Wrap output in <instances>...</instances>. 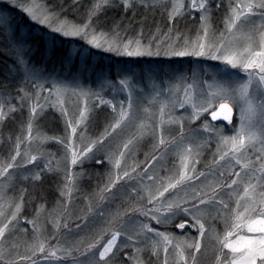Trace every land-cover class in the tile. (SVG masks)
Masks as SVG:
<instances>
[{"label": "rangeland", "instance_id": "374dc122", "mask_svg": "<svg viewBox=\"0 0 264 264\" xmlns=\"http://www.w3.org/2000/svg\"><path fill=\"white\" fill-rule=\"evenodd\" d=\"M42 6L52 8L44 3L43 0H36ZM119 3V0H116ZM186 5L191 0H185ZM2 3H4L3 6ZM32 0H0V50H3L5 54L11 55V69L9 72L15 74L18 80L17 93L10 95L11 100L6 105L5 111L8 107L15 108L14 112L24 113L23 123H18L6 131L10 134H4L0 131V162H11V157L16 154V144L21 143L20 152L21 155L17 157L15 163L18 165L15 171L9 170V173L14 177L11 181L5 180L0 177V182L7 185L5 193V201L12 200L13 208L15 203L22 202L21 213L18 217V223L14 229H10L6 233V237L0 239V250L3 251V259L0 260V264H7L8 261H12L13 264H21L19 257L25 255H31L28 250L33 244L39 242L45 243L46 254L51 251H56V257L45 259L44 255L37 253L33 257V260L37 261V264H70L72 257H65L63 249H73V256L79 259L80 264H88V260L91 259L85 253V249L88 244L94 243L95 239L99 237L102 229L115 230L119 228L121 220H129L131 222L127 224L124 232L126 236L133 237V243L135 247H143L148 243L142 236H137L140 223H148L151 227L160 232H166L179 240L192 241L193 238H200V234L196 228L192 227L191 216H184L181 213L170 224L158 225L151 217H144L139 215L134 209L138 208H153L159 205H150L148 203V194L145 189H150L153 194L157 189L163 191L161 187L162 180H165L170 176H178L181 168L180 156L178 151L181 147L187 148L189 146L190 136L189 133L196 129H199L202 135H198L195 140H192V145L195 148L201 141H208L203 147L196 149L199 152L198 156H193L190 164L195 168V175L199 177L201 172L206 173V178H201L199 183L193 182L189 187H181L178 191L170 190L161 197L164 205L173 199L184 198L191 200L193 189L197 191H207L206 185L212 181L216 182H228L230 174L233 171H241L240 167L236 165L234 168L232 164L224 162L222 166L212 169V173L209 174V166L212 164L214 154L216 153L217 141L213 137L209 139V134L203 131L202 125L205 120L211 121L210 114H206L203 118L198 120V126L195 129L184 131L186 127L198 120L192 119L193 109L190 104H185L183 108L179 103H169L167 110L163 115V123L161 122L160 114V102L150 103L155 95L154 86L157 88H167L169 85H174L177 82L180 83L179 97L184 95V86L191 84L193 78L198 82V86L195 89L196 100L201 97L199 93L201 89L207 92L208 89L203 82L207 81L211 83L215 79H222L221 72L225 68V65L221 61L212 60L208 57H178V56H166L163 53L168 49L169 45L173 44L177 39V32L181 35L178 44L176 46L182 47L185 38H195L197 35V29L200 27V12L196 9L188 10L186 7V13L183 16L194 20L196 22L194 31L177 30L172 27L171 39H168L165 34L159 30L143 29V43L147 45L152 40V50L155 52L157 43L161 55L156 56H133L117 55L115 52H107L104 49H97L81 37H64L61 34H55L56 43L52 45L46 38V34L51 32V29L43 26L46 32L43 34L44 42V55L49 56L51 50L55 46L60 44V38L68 40L65 51L67 57L64 61L65 68L56 66L53 71L45 70L42 66L34 65L29 62V45L27 39L29 36H36L39 34L38 30L29 32L27 27L22 26L19 23L18 17L15 18L12 12L8 10L11 6L19 9L24 13L29 20L31 18L22 10L21 5H29ZM90 8L95 3V0H89ZM220 3L221 6L218 12L221 14V18L218 20L212 19V39H218L220 33L224 31V18L228 9L229 0H213L212 8L213 13L217 11L216 4ZM15 5V6H14ZM122 5V4H120ZM137 6H143L137 0L135 4ZM123 6V5H122ZM169 8L171 7V0H168ZM55 12L59 13L57 10ZM72 15L76 18L81 17V12L74 10ZM88 18V17H87ZM195 18V19H192ZM214 18V17H212ZM11 20L12 27L16 30V33L23 37L22 43L23 50L26 53L25 59L28 61L30 67H34L38 73V80H25L24 74L17 63V53L14 51L13 45L7 38L9 31L7 26V20ZM60 20H67L68 22L76 25H83L88 19L82 21H74L67 17L61 16ZM32 21V20H31ZM170 21V20H169ZM259 23V20H257ZM171 27V26H170ZM95 28V27H94ZM96 29V28H95ZM112 30V29H111ZM105 31L108 32L107 27ZM124 30L120 35L125 39H138L132 36H128ZM189 32V33H188ZM38 33V34H37ZM155 34V38L153 39ZM106 47V46H105ZM7 52V53H6ZM99 52L112 53L117 56H124L126 58H191L192 66L190 70L192 72L183 71L180 74H174V69L165 63V65H159L160 71L157 74L156 69L152 66L144 65L141 74L137 72V69H132L128 66L131 72L124 67L114 66V68L108 67V60L104 58L105 63L102 64L101 69L98 67L100 61ZM10 56V57H11ZM102 58V57H101ZM76 59V69L73 72L68 73L67 68H70L68 62ZM186 61V60H184ZM183 61V62H184ZM159 63V62H157ZM199 70L200 74H196L193 70ZM230 68V66H229ZM134 70V71H133ZM231 70V69H230ZM163 71V73L161 72ZM238 73L234 77L237 82H242L247 79V74L240 69L231 70ZM68 73V74H67ZM93 73V74H92ZM162 74V75H161ZM196 74V75H195ZM93 75V77H91ZM184 77L183 81H179V77ZM121 80H127L131 86V119L126 123H123L121 127L112 129L111 124L115 123L119 116L121 108L125 110L129 108V89L123 88L120 85ZM43 84L44 90L39 97V103L42 108L39 109V114L35 118V123L31 136L33 140L29 143L27 137L28 121L30 116V108L36 102V92L40 91L39 85ZM35 85V87H34ZM54 85L62 86L67 89L61 96L63 105L56 104L57 97L55 94L49 96V90L54 88ZM22 90V91H21ZM25 93L30 97L25 99L23 104L19 99L20 96H24ZM87 93V95H82ZM170 100L172 97L167 93H162L159 97V101ZM101 100L108 103H101ZM104 108L109 113L107 116L99 119L98 125L91 128L89 126V116L94 109ZM148 109V112H145ZM85 112V118L80 124H76V121L80 119V112ZM47 111H52L57 115L59 125L56 126V122L49 121L48 123H39V118ZM62 112H66L67 115H63ZM13 113H9L8 116H13ZM238 110H234V122L238 125L239 121ZM97 119V118H96ZM71 121L73 126L76 127V133H73L69 128L68 122ZM38 122V123H37ZM144 122L147 125V129L143 135L138 133V125ZM2 122H0L1 125ZM219 126L220 121L212 122ZM227 124V122H222ZM182 126V127H181ZM46 128V129H45ZM59 128V129H58ZM55 129H57L55 131ZM1 130V129H0ZM49 130V131H48ZM183 130L185 139L183 144H180V137ZM107 132V135H105ZM226 135H232L229 130L225 131ZM43 139L41 143L40 140ZM103 137V143L98 144L94 149V158L84 160L82 164L73 165L71 163L72 155L70 147H74L78 150H82L84 147L93 141H99ZM135 137L133 143L129 145L127 149L124 148V144L129 139ZM163 138L166 142L164 146L159 145L160 139ZM173 141L177 143L172 144ZM124 152V156L121 158L120 153ZM27 154V155H25ZM31 156H37V161L27 163V160ZM153 156L156 157L153 160ZM116 158L121 159V166L117 169L114 166ZM218 158V157H217ZM255 158L254 156L252 157ZM110 160L112 162H110ZM97 161H102L101 164H97ZM198 161V162H197ZM90 163H94V167H89ZM48 168H45V165ZM100 166V167H99ZM135 169L133 172L132 170ZM43 170V176H54L57 182L55 194H42V198L45 200H33L32 190L35 187V183L40 179L34 180L33 177L36 173ZM191 171V169H189ZM125 172L129 173V177H126L117 182V198L110 201L103 208L104 217L96 216L95 218H88V207L90 205L95 206L96 200L91 199L94 193H97L100 188L104 187L109 182V177L115 179L119 174L123 177ZM146 172V175H145ZM223 172L224 178L221 180L220 173ZM71 174L74 177V183L68 181V175ZM152 177V180H149ZM235 178V177H232ZM67 186V187H66ZM68 188L72 191L69 194ZM133 189L136 191L134 192ZM243 187L240 186L239 191L242 192ZM64 192V195H61ZM30 196L26 200V194ZM141 197L143 199L141 200ZM223 199L229 203L230 208H234L235 200L229 201L228 195L224 194L218 196L217 200ZM186 206H191L189 203ZM39 209V213L37 211ZM242 210V209H241ZM208 216L205 219L206 235L202 239V249L196 252L195 249L186 253L187 264H192V253H196L195 264H217V255L220 251V246L217 243L215 234L223 235L225 231L229 230L225 227V221L222 217L216 216V208L210 207L206 209ZM116 212L127 213V215L118 218L114 224L108 225L107 221L111 219L112 214ZM163 213V209L161 210ZM11 215V212H8ZM36 220L35 226L27 223V221ZM185 228L180 229L177 227L180 223H184ZM6 222V219H0V225ZM67 227H64V225ZM77 225H80L78 228ZM241 235H245L246 230H242ZM126 236L118 237V244L121 250H117L116 255L112 256L108 264H133L128 259L129 256H133L132 248L129 247L126 251L122 250L126 240ZM110 231L105 233V239L95 250V258H99V250H102L103 243H107V239H110ZM153 237H149V241ZM140 241V243H136ZM175 242V241H174ZM75 249H78L76 251ZM228 252L227 249L224 250ZM83 254V255H82ZM140 258L145 261V264H164L165 253L163 248L160 249L159 255L152 256L150 248L140 254ZM168 264H177V257L175 250L172 249L167 254ZM24 264H31V261L24 262ZM179 264H184V261H180Z\"/></svg>", "mask_w": 264, "mask_h": 264}, {"label": "snow or ice", "instance_id": "6c2138e0", "mask_svg": "<svg viewBox=\"0 0 264 264\" xmlns=\"http://www.w3.org/2000/svg\"><path fill=\"white\" fill-rule=\"evenodd\" d=\"M138 2L145 8L151 7L154 10L161 8L163 12L167 13L168 19L173 24L176 19L187 14L186 7L189 11L196 9L200 12V27L197 29L196 37L185 38L183 46L178 48L176 44H178L182 34L177 32L176 41L169 45L163 54L178 57H208L212 60L221 61L225 65V68L221 72L222 79H215L211 83L207 81L203 82L208 91L204 92L201 89L199 93L201 98L198 101L195 95L198 82L195 78H193L191 84L184 86L182 98L179 97V82L163 89L154 86L155 95L150 103L160 102L162 123L163 115L169 103H179L181 108L185 104H190L193 109V120H198L206 114H210L211 121L205 120L202 125L203 131L209 134V139L214 137L217 141L216 153L214 154L212 164L209 166V174H214L212 173V169L222 166L224 162L232 164L233 168L238 165L241 171H233L230 174V183L226 181H212L206 185L207 191L193 189L191 200L176 198L169 201L167 205H164L160 198L164 197L166 192L170 190L178 191L181 187L187 188L193 182L199 183L201 178H206V173L204 172H201L199 177L195 175V168L190 164V161L193 156L199 155L196 149L203 147L208 141H201L194 148L192 140H195L198 135H202L203 133L199 129L189 133V146L187 148L181 147L178 151L181 164L179 175H173L162 180L161 187L163 191L157 189L156 193L153 194L150 189H145L149 198L148 203L159 206L138 208L134 209V211H137L139 215L144 217L150 216L158 225L172 223L181 213L184 216H191L192 227L197 229L200 238H193L191 242L179 240L169 233L157 231L148 223H140L137 236H142L148 243L144 244L143 247H135L133 237L126 236L124 232L127 224L131 222V218H129L127 221L121 220L119 228L115 230L102 229L94 243L87 245L85 253L91 257L88 260V264H108L112 256L116 255L117 250H121L117 242L118 237L121 236H126L122 250L126 251L129 247L132 248L133 256H129L128 259L133 264H145V261L140 258V254L149 248L151 255L157 257L160 249L163 248L165 253L164 264H168L167 254L172 249L175 250L177 264L180 261H184V264H187L186 253L192 249H195L196 252L202 249L201 238L206 235L205 219L208 216L206 209L210 207L216 208V216L213 219L222 217L225 221V227L229 229L222 236L218 233L215 234L217 243L220 246L217 264H264V0H229L224 18L225 28L216 40L212 39L213 0H191L187 5L185 0H171L170 8L167 6L168 0H138ZM136 3L137 0H119V3L116 0H95V3L88 11V20L83 25H76L67 20H60V13L55 12L53 8L40 5L36 0H32V3L29 5H21V8L32 21L51 29V32L46 34V38L52 45L56 43V36L53 35L55 33L61 34L64 37H81L87 44L97 49L102 48L107 52H115L117 55L129 57L144 55L159 56L161 55L159 43H157V48L154 52L152 50V40L147 45L143 43L142 32L138 39L125 40L119 33V25L108 32H98L92 26L93 18L97 17L98 13L105 6L114 4L116 7H119L122 4L125 11H128ZM220 6L221 4L217 3L216 9L219 10ZM257 20H259V23H257ZM6 22L9 29L7 38L17 53V63L20 65L25 80H38L39 76L35 68L30 67L28 61L25 59L26 53L23 50L22 43H20L24 38L16 33L10 19ZM171 31L172 29H170L169 33L165 34L168 39H171ZM230 69L242 70L247 74V79L242 82L235 81L234 77L238 73ZM184 79L182 76L179 77V81H183ZM119 83L123 88L129 89V108L127 110L123 107L121 108L115 123L110 125L112 129L121 127L123 123L131 119L132 115L130 83L127 80H121ZM5 88L6 86L0 85V122L6 119L9 113L15 111L13 107H8L7 112L5 111L6 105L11 100V96L5 94ZM39 88L40 91L36 92V102L30 108L28 121L29 135L27 137L29 143L33 140L31 132L35 118L39 114V109L42 108V105L39 103V97L44 90L43 84H40ZM66 91V88L54 85V88L49 90V96L55 94L57 97L55 103L62 106L63 100L61 96ZM162 93L169 94L172 99L159 101ZM82 95H87V93H82ZM26 98L30 100L27 93L19 97L21 104H23ZM101 103L108 102L101 100ZM234 110H238V117H236L239 121L238 125L234 122ZM145 112L147 113L148 109H145ZM62 114L67 115L66 112H62ZM84 118L85 112L82 110L80 112V119L76 121V124H80ZM216 121H220L221 124L217 126V124L212 123ZM222 122H227V124H223ZM67 126L71 128L73 133H76L77 129L71 121L68 122ZM146 129L147 125L144 122L138 125V133L140 135H143ZM226 130L231 131L233 134L226 135ZM105 135H107V132H105ZM37 139L42 143L43 139L46 138L37 137ZM134 139L135 137L126 141L124 148L127 149ZM184 139L185 136L182 130L179 143L183 144ZM102 143L103 137L99 141H91L82 150L70 147L72 155L71 163L73 165L82 164L84 160L94 158V149L98 144ZM176 143V141L172 142L173 145ZM165 144V140L161 138L159 145L164 146ZM20 147L21 143L18 138L16 154L11 157V162H0V177H3L5 180L11 181L14 179L9 170L15 171L18 167L15 161L21 155ZM123 156L124 152H121L120 157L122 158ZM253 156L255 157L254 159L252 158ZM37 159V156H31L27 160V163H32V161H37ZM155 159L156 157L153 156V160ZM110 162L112 161L110 160ZM97 164H102V161H97ZM114 166L117 169L120 168V158L115 159ZM48 167L46 164L45 168ZM132 171L134 172L135 169ZM42 174L43 170L36 173L33 179L38 181ZM224 175L223 172L220 173L221 180H223ZM126 177H129L128 172H125L123 177L119 174L115 179L109 177V182L91 197V199L96 200V204L95 206L90 205L88 207L89 217L86 219L95 218L96 216L104 217L103 208L105 205L117 198V182ZM152 179V177H149V180ZM68 181L74 183V177L71 174L68 175ZM240 186L243 187L242 192L239 191ZM6 188L7 185L0 182V219H6V222L0 225V239L5 238L6 233L10 229H14L18 223V217L22 208V202L15 203L13 208L12 200L5 201ZM71 191L72 189L68 188L69 194ZM133 191L135 192L136 190L133 189ZM224 194L228 195L229 201L235 200L236 206L234 208H230L229 203L223 199L217 200L218 196ZM61 195L63 196L64 192H61ZM142 199L143 197H141ZM189 203L191 206H186ZM162 209L163 213L167 215L161 213ZM9 211L11 215H8ZM37 211L39 213L40 210L37 209ZM125 215L127 213L116 212L112 214L111 219L107 221L108 225L114 224L118 218ZM27 223L35 226L36 220L27 221ZM186 223L187 221L180 223L177 227L183 229ZM64 227H67V225L65 224ZM77 227L79 228L80 225H77ZM242 230H246L247 234L241 235ZM109 231L111 238L107 239V243H103L102 250H99V258L96 259L95 250L105 239V233ZM150 236L153 238L149 241ZM136 243H140V241H136ZM225 249L228 250L227 253L224 252ZM28 250L31 252V255L19 257L21 264L27 261H31V264H37V261L33 260V257L37 253L44 255L45 259H50L57 255L56 251L46 254L44 242H39L38 245L33 244ZM75 250L78 251V249ZM62 251L65 257H72L70 264H80L79 259L73 256V249H63ZM2 259L3 251L0 250V260ZM195 262L196 253L194 252L192 253V264H195ZM7 264H13V262L8 261Z\"/></svg>", "mask_w": 264, "mask_h": 264}, {"label": "trees", "instance_id": "16d2710c", "mask_svg": "<svg viewBox=\"0 0 264 264\" xmlns=\"http://www.w3.org/2000/svg\"><path fill=\"white\" fill-rule=\"evenodd\" d=\"M44 3L51 6L54 11L57 10L61 16L67 17L69 19L76 21H82L85 19H88V11L90 9V3L89 0H43ZM3 6L4 3H2ZM6 7V6H5ZM9 11L12 12V15L19 20V23L27 27L29 32H32L33 30H38L39 34L36 36H29L27 39V44L30 46V55H29V62L34 63V65L43 66L45 70H51L53 71L56 66H60V68H65L64 61L67 57V52L65 51L66 44L69 42L68 40L60 38V44L58 46H55L53 50H51V53L49 56L45 57L44 55V42H43V34L46 32L45 28L43 26L37 25L35 22L29 20L27 16L22 13L19 9L11 6L8 8ZM74 10L81 12V17L83 18H76L72 15V12ZM213 20H218L221 18V14L217 11H214L213 13ZM195 19V18H192ZM194 20H191L187 18V16H182L178 19H176L175 23L173 24L172 21H169L167 13L163 12L161 8H156L155 10L151 7L145 8L144 6H137L135 5L132 9L125 11L124 7L120 5L119 7H116L114 4L105 6L101 12L98 13L97 17H94L92 20V26L95 27L98 30H105V27L108 28V30H113L116 28L117 25H119V33H122L124 30H127L125 33L128 36H132L136 38V36H139L143 29H150L153 30H160L161 33H166L167 31H170L172 27H175L177 30H185L187 31H194L195 29ZM171 26V27H170ZM189 33V32H188ZM7 53V52H6ZM100 61L98 67L101 69V66L103 63H105L104 58H107L108 60V67L114 68V66L117 64V66L124 67V69H128L129 72L130 69L128 66H131L132 69H137L136 71L141 74V71L143 70L144 65L152 66L153 69H156V72L158 74L159 65H165L167 63L174 69V74H171L172 76L175 74H180L183 71L192 72L190 70V67L192 66L193 59L191 58H126L124 56H117L113 55L112 53H105V52H99ZM5 54L3 50H0V85L6 86L5 88V94L6 95H15L17 93V86H18V80L12 72H9L11 69L10 61L12 56ZM186 60V61H184ZM184 61V62H183ZM159 62V63H157ZM76 59L70 60L68 64H70V68H67V72H73L76 69ZM159 69V70H158ZM158 70V71H157ZM134 71V70H133ZM199 70H196V68L193 70V72H197ZM163 73V71H161ZM67 73V74H68ZM200 74V72H197L196 74ZM93 74V73H92ZM188 74V73H187ZM195 74V75H196ZM160 76V74H158ZM162 75V74H161ZM93 77V75H91ZM109 113L104 108H98L94 109L89 116V126L93 128L96 126V122L101 119L104 116H107ZM13 116H8L6 119H4L0 125V131L4 134H10L6 131H9L10 129H13L15 125L18 123H23L24 121V113L16 111L13 112ZM97 118V119H96ZM203 118V117H202ZM51 121L56 122V126L59 125L57 115L52 111H47L44 114H42L39 118V123H48ZM200 120H198L195 123H192L186 127V130L189 131L192 129H195L198 126ZM38 123V122H37ZM98 125V122H97ZM46 129V128H45ZM59 129V128H58ZM57 129H55L56 131ZM49 131V130H48ZM103 164V163H102ZM101 164V165H102ZM94 163H90L89 167H94ZM103 166V165H102ZM100 167V166H99ZM35 187L32 190V195H34V198H31L33 200H45V198H42V194L45 192L46 194H55L57 182L55 181L54 176H43L40 181L35 183ZM26 194V200L30 196H27Z\"/></svg>", "mask_w": 264, "mask_h": 264}]
</instances>
